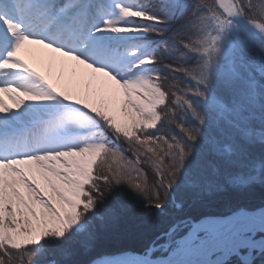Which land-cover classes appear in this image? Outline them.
I'll return each instance as SVG.
<instances>
[{
	"label": "snow or ice",
	"instance_id": "6c2138e0",
	"mask_svg": "<svg viewBox=\"0 0 264 264\" xmlns=\"http://www.w3.org/2000/svg\"><path fill=\"white\" fill-rule=\"evenodd\" d=\"M31 44L76 62L71 88ZM257 187L264 0H0V264H264V200L166 233L159 257L94 254L134 206Z\"/></svg>",
	"mask_w": 264,
	"mask_h": 264
},
{
	"label": "rangeland",
	"instance_id": "374dc122",
	"mask_svg": "<svg viewBox=\"0 0 264 264\" xmlns=\"http://www.w3.org/2000/svg\"><path fill=\"white\" fill-rule=\"evenodd\" d=\"M28 49L32 50L31 55H27L26 59L30 62V64L34 67H36L39 71H41L44 75L48 76L49 72H54V76L51 77L54 82L61 83V86H67L71 88V74L72 70L74 67H76V62L67 60V58H63L67 60V69L62 70L61 68H53L51 66V63H55L57 60L60 61L59 54L53 53L50 49H45L41 45H27L26 46ZM47 59H49L47 61ZM161 64H175L174 61L172 60H166V59H161ZM82 67L77 68V73H78V78L81 82V84L86 83V79L83 77ZM63 72V81H61V74ZM166 72V70H165ZM61 73V74H60ZM169 79H171V76L169 74ZM93 88L95 89L98 87V82L93 81ZM7 95V94H6ZM8 96V95H7ZM104 99L109 100L111 99L110 96H105ZM121 144L123 147L127 148L128 145L121 141ZM258 150V149H257ZM131 156V153H129ZM102 157H97L96 161L99 163L101 161ZM145 171L148 172V179L149 182L152 180V174H151V169L148 168V166L145 164L142 166ZM257 191H261L260 189H257ZM262 192V191H261ZM264 193V191H263ZM207 201L203 200V198L200 197H191V196H182L179 199H172L170 202H166L165 208L170 209L171 205H174L176 209H179L176 212H173L175 219L173 223H171L166 230L161 231L160 234L155 236L146 246L147 247H152L153 250L155 251V254L157 257L164 255L163 249L160 248L161 244L166 243L167 241V236L166 233H169L172 231L173 238L178 239L181 236L185 235L188 226L192 223H197L200 220L207 218V217H223L227 216L230 213H232L234 210L225 213V214H217L214 210H211L215 213L207 214L210 213L211 211L208 212V210L204 209L206 207V204H210V199L207 197ZM206 204H205V203ZM192 203V204H197V208L199 207L203 209H195L194 207H188L187 204ZM205 204V205H204ZM254 208L251 210L258 209ZM209 209V208H208ZM154 211H157L155 209H145L143 206H138L136 209L133 210L130 209L128 213V222L122 226L119 227L113 231H110L104 235H102L99 240L97 241L96 248L94 254H104V253H118V252H111L113 249L118 248V247H125L124 250L122 251H131L134 253H141L145 249L141 251H135L133 249L139 246V241L141 236L148 232L151 231L155 228H158V226L162 225V221L159 220V222L154 223V225H150L148 222V218L153 215ZM205 211V212H202ZM161 213V212H160ZM259 238V235L258 237ZM105 250H111L110 252H106ZM215 258V256L213 257ZM235 258V257H233ZM16 264H28L27 257L23 255V253H20L19 255L16 256Z\"/></svg>",
	"mask_w": 264,
	"mask_h": 264
},
{
	"label": "trees",
	"instance_id": "16d2710c",
	"mask_svg": "<svg viewBox=\"0 0 264 264\" xmlns=\"http://www.w3.org/2000/svg\"><path fill=\"white\" fill-rule=\"evenodd\" d=\"M155 39V38H153ZM175 64H179V61H174ZM179 83L183 84V81H179ZM259 150V149H258ZM130 156V154H128ZM257 189H260L261 191H257ZM264 189H261L259 187L254 188L252 190H249L247 192H243V193H227V194H219V195H212V196H207L210 199V204L207 205L204 209L211 211L214 210L217 214H225L228 213L232 210H235L237 207L239 206H245L248 209H254L260 206L261 201L264 200V193H263ZM207 197H200L203 198V200L207 201L206 198ZM204 204V205H205ZM188 207L191 208H197V204H192L189 203L187 204ZM138 206H134L133 210L136 209ZM209 208V209H208ZM197 209H203L200 208V204L199 207ZM179 209H176L174 207V205H171L170 209L165 208L163 212H159V211H154L153 215L150 216L148 219V223L150 225H154V223H157L160 221H162V225L158 226V228H155L151 231H148L146 233H144L139 241V246L133 249L135 251H141L143 249L146 248V246L148 245V243L158 234L161 233V231H164L167 229V227L173 223L174 219L176 216H174L173 212L178 211ZM205 212V211H202ZM213 211H211L210 213L207 214H211V213H215ZM206 213V212H205ZM157 225V224H156ZM154 225V226H156ZM167 225V227H166ZM125 247H118L111 250H105L106 252H118V251H122L124 250ZM233 261H235V258H233Z\"/></svg>",
	"mask_w": 264,
	"mask_h": 264
},
{
	"label": "bare ground",
	"instance_id": "6f19581e",
	"mask_svg": "<svg viewBox=\"0 0 264 264\" xmlns=\"http://www.w3.org/2000/svg\"><path fill=\"white\" fill-rule=\"evenodd\" d=\"M49 59H47V61H48ZM51 63V66L53 67V68H61L62 70H64L63 69V67H62V65H61V63H60V61L59 60H57L55 63H52V62H50ZM61 74V73H60ZM62 75V74H61ZM54 76V72H49V74H48V77L50 78V79H52L51 77H53ZM54 82V81H53ZM4 99H5V102L6 103H8V104H11L13 101L11 100V98L9 97V96H7L6 94H4ZM198 223V222H197ZM213 259H215V258H213Z\"/></svg>",
	"mask_w": 264,
	"mask_h": 264
}]
</instances>
